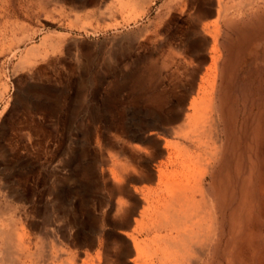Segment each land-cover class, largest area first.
I'll return each mask as SVG.
<instances>
[{"label":"rangeland","instance_id":"obj_1","mask_svg":"<svg viewBox=\"0 0 264 264\" xmlns=\"http://www.w3.org/2000/svg\"><path fill=\"white\" fill-rule=\"evenodd\" d=\"M222 2L0 0L7 264H264V0Z\"/></svg>","mask_w":264,"mask_h":264},{"label":"bare ground","instance_id":"obj_2","mask_svg":"<svg viewBox=\"0 0 264 264\" xmlns=\"http://www.w3.org/2000/svg\"><path fill=\"white\" fill-rule=\"evenodd\" d=\"M254 1V0H253ZM206 2H207V9L206 10H204L206 13H209L210 12V7L212 6V5H214V8H215V10H216V12H218V17H222V16H226V12L228 11V6H226V4L225 3H223L222 2V0H217L216 1V3H215V1H213L212 2V0H206ZM249 4V3H248ZM254 4H255V2H254ZM251 5V4H250ZM256 5V4H255ZM249 6V5H248ZM252 6H254L253 4H252ZM256 7V6H255ZM143 9V8H142ZM225 13H224V12ZM221 12H223V13H221ZM220 17V18H221ZM195 107V106H194ZM213 113H214V110H213ZM199 117V116H198ZM215 117V116H214ZM215 120L216 119H214V122H215ZM219 121V120H218ZM214 125H215V123H213ZM191 127V126H190ZM193 127V126H192ZM137 128V127H136ZM152 128V127H151ZM218 132V131H217ZM218 135V134H217ZM221 139V138H220ZM192 140V139H191ZM220 141V140H219ZM184 142V141H183ZM187 143V142H186ZM184 146V145H183ZM186 146H187V144H186ZM189 146V145H188ZM197 146V145H196ZM165 147V146H164ZM191 147V146H190ZM188 148V147H187ZM192 148V147H191ZM173 149V148H172ZM189 149V148H188ZM195 149V148H194ZM197 149V148H196ZM189 152V151H188ZM120 154V153H119ZM175 154V153H174ZM194 155V154H193ZM116 156V155H115ZM120 157V156H119ZM177 158V157H176ZM169 159V158H168ZM175 159V158H174ZM173 161V160H172ZM179 161V160H178ZM166 164V163H165ZM164 164V165H165ZM179 164V163H178ZM180 164H182L181 162H180ZM199 164V163H198ZM161 165H163V164H161ZM167 165V164H166ZM160 166V165H159ZM171 166V165H170ZM169 166V167H170ZM200 167V166H199ZM167 168V167H166ZM165 168V169H166ZM171 169V168H170ZM118 170V169H117ZM167 170V169H166ZM165 170V171H166ZM168 171V170H167ZM195 171V170H194ZM117 172V171H116ZM188 173V172H187ZM186 173V174H187ZM113 174V173H112ZM147 175V174H146ZM206 175V174H205ZM151 176V175H150ZM120 177H121V175H120ZM130 177V176H129ZM139 177V176H138ZM155 178V177H154ZM123 179V178H122ZM145 179V178H144ZM143 179V180H144ZM160 179V178H159ZM190 179V178H189ZM117 180V179H116ZM126 180V179H125ZM147 180V182H148V180L149 179H146ZM157 180V179H156ZM145 181V180H144ZM124 182V181H123ZM151 182V181H150ZM146 183V182H145ZM161 183V182H160ZM155 184V183H154ZM160 185V184H159ZM148 187V186H147ZM152 187V186H151ZM160 188V187H159ZM138 191V190H137ZM163 191V190H162ZM173 191V190H172ZM156 194H158L159 195V193H156ZM208 197H209V195H208ZM179 199V198H178ZM204 202H206L207 203V200H204ZM129 203V202H128ZM175 204V203H174ZM174 204H171L170 206H169V213L170 214H172V216L173 215H176V208H175V206H174ZM5 205V204H4ZM122 205V204H121ZM129 206V205H128ZM128 206L126 207V208H128ZM3 206H0V214H1V216H4L3 217V219L5 218V220H9V218H8V213H9V211L7 210V208H5V207H3ZM130 207H132V206H130ZM129 207V208H130ZM126 208H125V210H126ZM197 208V207H196ZM122 209V208H121ZM209 209V208H208ZM124 210V209H123ZM129 209H127V211H128ZM208 211V210H207ZM123 212V211H122ZM136 212H137V210H136ZM124 213H126L125 211H124ZM138 213V212H137ZM123 214V213H122ZM129 214V213H128ZM133 214V213H132ZM119 216V215H118ZM130 216V215H129ZM125 217V216H124ZM131 218V217H130ZM129 218V219H130ZM189 219H190V217H188ZM193 218V217H192ZM124 219V218H123ZM126 219V218H125ZM1 220V219H0ZM12 220V219H11ZM120 220V219H119ZM13 221V220H12ZM11 221V222H12ZM123 221V220H122ZM126 221H128V220H126ZM4 222V221H3ZM130 222V221H129ZM128 222V223H129ZM7 223H9L10 224V226H9V228L8 229H6V231H5V235L4 236H6L5 238H6V246H5V248L2 250L3 252H1L0 253V264H7L8 262H10V261H12L13 262V260H15V258H19V257H17V256H19V248H20V241H19V237L17 236V232H16V229L14 228L15 226L12 224L11 225V223H10V220L7 222ZM28 223V222H27ZM119 223V222H118ZM120 223H122L121 221H120ZM119 223V224H120ZM136 223V222H135ZM123 224V223H122ZM132 224V223H131ZM137 224V223H136ZM121 225V224H120ZM119 225V226H120ZM125 225V224H124ZM123 225V226H124ZM133 225H135V224H133ZM213 225H214V223H213ZM132 226V225H131ZM28 227V226H27ZM188 227V226H187ZM1 229V228H0ZM2 231H3V229H2ZM162 233V232H161ZM4 234V233H3ZM27 238V237H26ZM138 238V237H137ZM187 238H188V236H187ZM2 239V238H1ZM140 239V238H139ZM212 240V239H211ZM3 241V240H2ZM27 241V240H26ZM129 241H131V240H129ZM128 241V242H129ZM139 241V240H138ZM29 243V242H28ZM130 243V242H129ZM189 243H190V241H189ZM31 244V243H30ZM33 244V243H32ZM74 244V243H73ZM1 245V244H0ZM125 245V244H124ZM131 245V244H130ZM149 245V244H148ZM31 246V245H30ZM45 246V245H44ZM59 246V245H58ZM141 246H143V245H141ZM40 247V246H39ZM46 247V246H45ZM133 247V246H132ZM135 248V247H134ZM127 249V248H126ZM136 249V248H135ZM36 250V249H35ZM1 251V250H0ZM50 251V250H49ZM127 251V250H126ZM125 251V252H126ZM152 251V250H151ZM48 252V251H47ZM129 252V251H128ZM31 253V252H30ZM38 253H39V250H38ZM42 253V252H41ZM17 255V256H16ZM46 255V254H45ZM50 255H51V253H50ZM49 255V256H50ZM64 255V254H63ZM154 255V254H153ZM32 256V255H31ZM38 256V255H37ZM66 256V255H65ZM129 256V255H128ZM135 256V255H134ZM138 256V255H137ZM39 257V256H38ZM41 257V256H40ZM50 257H52V256H50ZM50 257H48V258H50ZM154 257V256H153ZM209 257V256H208ZM134 258V257H133ZM144 258V257H143ZM157 258V257H156ZM20 259V258H19ZM36 259H37V257H36ZM91 259V258H90ZM65 260V259H64ZM77 260V259H76ZM92 260V259H91ZM91 260H89V261H91ZM52 261V260H51ZM62 261V260H61ZM141 261V260H140ZM175 261V260H174ZM198 261V260H197ZM41 262V261H40ZM63 262V261H62ZM82 262H84V261H82ZM16 263H17V261H16ZM35 263V262H34ZM48 263H49V261H48ZM47 263V264H48ZM160 263V262H159ZM14 264V263H13ZM67 264V263H66ZM89 264H90V262H89ZM134 264V263H133ZM141 264V263H140ZM196 264H197V262H196Z\"/></svg>","mask_w":264,"mask_h":264}]
</instances>
